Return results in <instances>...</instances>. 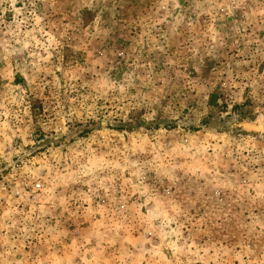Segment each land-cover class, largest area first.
Returning <instances> with one entry per match:
<instances>
[{"label":"rangeland","instance_id":"rangeland-1","mask_svg":"<svg viewBox=\"0 0 264 264\" xmlns=\"http://www.w3.org/2000/svg\"><path fill=\"white\" fill-rule=\"evenodd\" d=\"M0 264H264V0H0Z\"/></svg>","mask_w":264,"mask_h":264},{"label":"trees","instance_id":"trees-1","mask_svg":"<svg viewBox=\"0 0 264 264\" xmlns=\"http://www.w3.org/2000/svg\"><path fill=\"white\" fill-rule=\"evenodd\" d=\"M210 103H212V105H214L215 104V95L214 94H212V96H211V99H210ZM237 105H234L233 107H232V111L233 112H237Z\"/></svg>","mask_w":264,"mask_h":264},{"label":"built area","instance_id":"built-area-1","mask_svg":"<svg viewBox=\"0 0 264 264\" xmlns=\"http://www.w3.org/2000/svg\"><path fill=\"white\" fill-rule=\"evenodd\" d=\"M40 185L39 184H36V187H39Z\"/></svg>","mask_w":264,"mask_h":264}]
</instances>
